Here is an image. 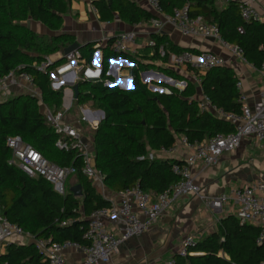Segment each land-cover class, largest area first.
<instances>
[{
	"label": "trees",
	"instance_id": "16d2710c",
	"mask_svg": "<svg viewBox=\"0 0 264 264\" xmlns=\"http://www.w3.org/2000/svg\"><path fill=\"white\" fill-rule=\"evenodd\" d=\"M90 2L102 22L112 20L116 14L121 21L133 25L151 16L133 0ZM69 3L70 0H0V76L11 70L30 75L41 100L54 112L59 111L61 90L52 89L48 72L37 69L35 64L57 51L62 53L73 38L65 34H38L23 22L32 19L51 31H58ZM159 3L166 13L186 6L190 19L216 24L220 39L240 48L243 59L253 69L258 70L264 63V21L243 20L237 1H228L221 9L214 0H159ZM152 38L156 41L152 62L113 52L112 39H108L101 56L100 79L76 82L75 103L95 102L103 112L92 132L93 163L102 173L103 186L111 193L138 186L155 198L178 181L171 167L182 163L174 155H159L160 147L169 148L183 136L188 140H204L234 131L229 122L198 110L193 98L196 87L190 82L183 88L162 86L168 92H151L141 83L140 71L153 66L173 79L185 78L166 63L170 55L188 50L167 41L162 34H153ZM158 45L163 46V56L159 55ZM95 51L94 43L83 44L78 49L79 58L89 64ZM116 57L132 63L130 89L105 85V81H112L106 74L108 60ZM61 61L62 57L53 65ZM236 74L224 65L199 75L201 92L215 106L239 112ZM13 135L20 136L51 163L75 166L73 186H80L81 196H74L70 188L59 195L43 178L29 177L10 164L11 151L5 140ZM56 139L34 96L18 93L0 102V207L10 222L34 238L56 243L73 241L85 246L87 240L83 234L88 216L109 206L110 200L102 197L94 182L82 174L78 152L57 149ZM149 152L155 153L153 159H148ZM257 234L256 226L227 215L218 220L213 231L187 245L184 255L174 254L173 264H257L264 257V246L256 242ZM0 264H44V259L32 242L9 243L0 255Z\"/></svg>",
	"mask_w": 264,
	"mask_h": 264
},
{
	"label": "built area",
	"instance_id": "2783aa9c",
	"mask_svg": "<svg viewBox=\"0 0 264 264\" xmlns=\"http://www.w3.org/2000/svg\"><path fill=\"white\" fill-rule=\"evenodd\" d=\"M144 1L152 13L148 24L154 34H160L162 26L168 24L176 28L182 35L218 40L232 59H238L242 64L248 65L251 71L256 72L259 88L255 101L252 104L246 102V97L242 92V81L238 75L235 86L239 91V112H229L215 106L201 92L199 75L215 67L227 66L222 55L211 50H201L197 53L183 51L170 55L166 66L185 76L181 81L173 80L176 87L183 88L187 82L193 84L196 87L193 98L198 110L229 122L233 125L234 131L226 135L216 134L204 140H188L183 136L169 148L160 147L157 153L166 157L175 155L180 149L186 151L183 158L179 159L182 163L174 164L171 167L172 172L178 177V181L160 192L155 198H152L149 192L142 191L138 186L114 193L115 201H110L109 206L96 209L88 216L83 234V238L87 240L85 246L73 241L56 243L34 238L17 224L10 222L0 207V255L9 243H20V238L30 237V242L43 254L44 264H67L63 255L67 249H77L83 253V258L72 264L107 263L118 251L120 244L146 232L151 222L170 208L176 199L189 194L198 195L199 189L192 182L191 175L194 165L200 163L204 167L212 166L218 162L222 154L235 150L246 139H251L259 143L260 147H264V63L258 70L253 69L243 59L240 48L220 39L216 24L190 19L186 6L174 8L170 13H166L159 0ZM237 7L243 20L263 21L262 15L250 0H238ZM92 11L97 13L94 7H92ZM135 39L134 31L122 32L111 41L110 49L119 54L129 53L135 45ZM147 44L154 48L156 41L150 38ZM157 49L159 55L163 56V46L158 45ZM92 56L90 63L84 64L83 60L79 58L78 50H75L67 55L61 54V64L55 66L53 65L55 60L45 56L35 64V67L41 71H47L51 86L58 88L64 86L63 77L72 73L76 64L80 65L81 76L73 72V81L100 79L101 57L96 55L94 64H91ZM19 82H24L29 85L30 89L35 90L31 76L24 72L11 70L0 76V102L9 98L10 93L17 94L20 88ZM71 87L64 89L63 106L65 111L70 109L71 100L74 99ZM162 90L168 92L167 88H162ZM41 111L46 123L57 135L55 147L65 152H78L82 174L93 181L101 192L104 191L102 173L94 167L93 163L92 138L86 137L81 132L82 123H86L92 130L97 127L101 119V115L98 114L99 110L81 109V115L75 122L66 119L65 111L54 112L45 105ZM5 144L11 151L10 164L15 165L29 177L43 178L57 194H65L68 189V178L77 172L75 166H58L49 162L18 135L8 136ZM154 155L153 152H149L147 157L153 159ZM202 198L214 211H221L224 205H229L232 214L240 222H246L258 228L256 242L264 246V177L254 178L231 188L226 193H220L210 198L204 195ZM112 221L117 225V233L107 226L108 222ZM198 237L197 234L187 236L179 253L184 255L186 246ZM14 238L19 240H14ZM166 264H173V259L168 260ZM257 264H264V257Z\"/></svg>",
	"mask_w": 264,
	"mask_h": 264
},
{
	"label": "crops",
	"instance_id": "0c3cea01",
	"mask_svg": "<svg viewBox=\"0 0 264 264\" xmlns=\"http://www.w3.org/2000/svg\"><path fill=\"white\" fill-rule=\"evenodd\" d=\"M133 1L151 13V10L144 0ZM228 1L231 0H214V3L217 8L221 9L225 7ZM250 2L262 15L264 21V1L250 0ZM92 7L90 0H70L67 12L62 15V25L58 31H51L42 23L32 19L25 20L23 24L38 34L50 36L65 34L70 35L73 41L80 45L94 43L96 55L100 57L102 56L108 39L113 40L115 36L122 32L134 31L136 34L135 45L128 54L136 59L152 62L154 48L149 46L147 42L150 38L153 39L152 35L154 33L148 24V20L129 25L121 21L115 14L112 20L102 22L98 20L97 13L92 11ZM160 34L167 41L178 47L185 48L188 51L193 50L198 52L201 50H211L222 55L227 62V66L236 71V75L241 79L242 92L246 97V102L252 104L255 101L259 88L257 80H254L249 70H246L241 64L234 63V59L230 57L229 53L218 40L182 35L176 28L168 24L162 26ZM50 57L52 60H58L61 57V53L57 51L51 54ZM122 59L125 58L119 57L113 62V65L115 64L118 67L128 65ZM125 60L130 62L128 59ZM154 63L157 64L156 61ZM91 64H94V61ZM73 72L81 76L80 65L76 64ZM72 73L63 77L64 86H73L79 80L73 81ZM121 82L124 85L131 84V80L127 75L123 76ZM18 86H20L18 90L20 92L24 91L28 93L27 91L30 89L29 85L24 82H19ZM250 140H244L240 146ZM246 150L241 149L233 155L230 153L234 150L224 153L220 156L218 162L212 166L204 167L200 163L194 165L191 170V175L192 182L199 189L198 195L189 194L176 199L170 208L151 222L146 232L123 242L109 262L98 264H165L167 259H172L173 255L180 251L182 243L187 236L194 234L198 236L206 235L213 231L220 218L232 214L231 207L224 205L221 211H214L202 196L214 197L253 179H249V177H253L252 172L237 175L238 160L246 156ZM185 154L186 151L180 149L174 156L180 159ZM72 178L73 176L67 180L68 188L74 185L70 183ZM101 195L110 201L116 200L114 193H111L108 189L106 191L104 189ZM108 223V228L117 233V225L114 221ZM14 240H17V238H14ZM63 255L67 264H72L83 258V253L77 249H67Z\"/></svg>",
	"mask_w": 264,
	"mask_h": 264
},
{
	"label": "rangeland",
	"instance_id": "374dc122",
	"mask_svg": "<svg viewBox=\"0 0 264 264\" xmlns=\"http://www.w3.org/2000/svg\"><path fill=\"white\" fill-rule=\"evenodd\" d=\"M50 56L51 55H48V57H50ZM61 63L62 62H60L58 64H61ZM234 63L235 64H241L246 70H249L253 79L257 80L258 75L256 74V72L251 71L250 68L248 67V65L242 64L238 59H234ZM112 67L116 69L117 75L115 76V78H112V81L110 83H113L115 80L118 83V85H124L121 81L123 79V76H125V75H127L131 78V83H132V70H131L132 66L122 65L121 67H118L114 64ZM124 69L128 70V71H125ZM145 71H148V72L143 74V76H142L143 80H142L140 73L145 72ZM140 73H139V79H140L141 83L146 84L147 89L151 92H157V91H155L150 86L160 87V88H163L162 86L176 87V84L174 81L175 80L181 81V79H175V78L173 79V77L171 75L167 74L166 71L160 70L159 68H157L155 66H153L152 68H145V69L141 70ZM52 81H54V80H52ZM171 81H173V84H171L172 83ZM107 82H109V81H105V84ZM132 86H133V83H132ZM51 87L54 90H61V100H60V106H59L58 110L62 111V112L65 111L64 106H63V103L65 100L63 98V95H64V89H67L69 86H60L58 88L54 87V86H51ZM27 92H28V94L37 98L38 104H39V109L42 110V107L45 104L41 100V95H40L39 91L37 89H35V90L29 89V91H27ZM18 93L19 94H21V93L25 94L24 91H22V92L18 91ZM14 95H15V93H10L9 98H11ZM96 105L97 104L95 102H94V104H92V103L76 104L75 99H72L70 109L68 111H65L66 119L70 120L71 122H75L76 120L79 119V117L81 115V109L87 108L90 110H100L101 111V108L97 107ZM81 132L86 137L92 138L93 130L86 123H82ZM241 149H247L246 150L247 154H246V156H244L243 158L238 160L237 175H242V174L244 175V174H246V172H249V173L252 172L253 177H249V179L250 178L254 179V178H258V177H264V147H260L259 143H256L255 141L250 140V141H247L244 145L240 146L238 149L231 152L230 154L233 155L236 152H239ZM229 167H231V166H229ZM70 183L75 184V178L74 177L70 180ZM67 184H68V182H67ZM67 188H68V185H67ZM103 188L105 189V191L107 190L104 186H103ZM95 189L100 194H102L103 191L101 192L100 188L96 184H95ZM104 195H109V194H104ZM29 238H20V243H24V244L30 243ZM168 260H170V259H167L166 262ZM166 262H165V264H166Z\"/></svg>",
	"mask_w": 264,
	"mask_h": 264
},
{
	"label": "water",
	"instance_id": "95a60500",
	"mask_svg": "<svg viewBox=\"0 0 264 264\" xmlns=\"http://www.w3.org/2000/svg\"><path fill=\"white\" fill-rule=\"evenodd\" d=\"M80 44H78L77 42L73 41L72 43L68 44L63 50H62V54L64 55H67L75 50H78L80 48ZM95 56H96V52L93 53V56H92V60L94 61L95 60ZM119 57H116V58H113V59H109L108 60V68H107V75L111 76L112 78H115V76L117 75L115 69H113L112 65H113V62H115ZM122 61L124 62H127V64L129 66H131V63L126 61L125 59H122ZM148 71H145V72H142L140 73L141 75V79L143 80L142 76L144 73H146ZM130 78V77H129ZM131 80V78H130ZM173 84V81H171ZM106 86H111V85H116L118 88L122 89V90H126V89H130L132 88V85H118L117 82L114 80L113 83H110V82H107L105 84ZM151 88H153L155 91L157 92H163L162 88L160 87H153V86H150ZM71 92L73 94V98L76 99L77 96H78V85L77 83H74L73 86L71 87ZM99 115H101V117H103V112L102 111H99L98 112ZM71 192L73 193L74 196L76 197H79L81 196V190H80V186L79 185H76V186H72L70 188ZM176 254H180L179 252H177Z\"/></svg>",
	"mask_w": 264,
	"mask_h": 264
}]
</instances>
